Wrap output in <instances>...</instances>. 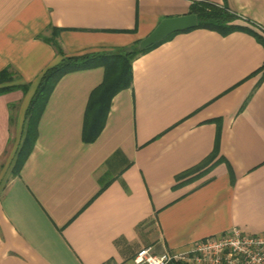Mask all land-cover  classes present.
Returning <instances> with one entry per match:
<instances>
[{"label": "crops", "instance_id": "1", "mask_svg": "<svg viewBox=\"0 0 264 264\" xmlns=\"http://www.w3.org/2000/svg\"><path fill=\"white\" fill-rule=\"evenodd\" d=\"M196 1L0 0V71L28 85L0 94V264H132L145 246L264 232V0H205L239 28L177 31L136 56L96 137L85 122L104 66L64 74L14 171L47 67L139 42ZM53 28L63 53L43 38Z\"/></svg>", "mask_w": 264, "mask_h": 264}, {"label": "trees", "instance_id": "2", "mask_svg": "<svg viewBox=\"0 0 264 264\" xmlns=\"http://www.w3.org/2000/svg\"><path fill=\"white\" fill-rule=\"evenodd\" d=\"M191 13H196L198 16V25L196 27H207L224 33H229L239 28V25L234 23L238 14L225 5L205 0L196 1L192 5ZM58 33L59 29L53 28L52 36L50 38L43 36V38L52 42L59 53H63L60 44L56 40ZM174 33L170 34L164 40ZM160 42L144 49H139L137 47L138 42H136L129 46L117 48L115 51H97L86 52L79 55H63L59 62L47 67L39 80L26 110V127L23 142L15 161L14 171L19 172L33 149L34 143L38 137V123L43 110L56 83L64 74L70 71L95 67L98 65L104 66V80L91 93L87 107V119L85 122V130L89 125L93 130V137H96L103 127L112 97L120 90L131 85L133 76V59ZM17 80L18 74L10 69V67L1 70L0 94L15 88H22L25 91L28 89L27 84H18L16 83ZM212 157V155L207 157L201 164L195 166L193 170L199 169L201 166L209 162Z\"/></svg>", "mask_w": 264, "mask_h": 264}, {"label": "built area", "instance_id": "3", "mask_svg": "<svg viewBox=\"0 0 264 264\" xmlns=\"http://www.w3.org/2000/svg\"><path fill=\"white\" fill-rule=\"evenodd\" d=\"M132 264H264V232L250 233L232 226L220 235L195 241L188 249L156 253L142 247Z\"/></svg>", "mask_w": 264, "mask_h": 264}, {"label": "water", "instance_id": "4", "mask_svg": "<svg viewBox=\"0 0 264 264\" xmlns=\"http://www.w3.org/2000/svg\"><path fill=\"white\" fill-rule=\"evenodd\" d=\"M197 25L198 16L196 13L190 12L182 15L165 17L147 36L139 40V42L137 43V47L139 49L147 48L164 40L174 32L193 28Z\"/></svg>", "mask_w": 264, "mask_h": 264}]
</instances>
